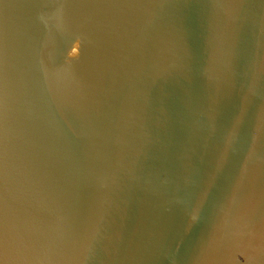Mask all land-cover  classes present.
<instances>
[{"label":"water","instance_id":"water-1","mask_svg":"<svg viewBox=\"0 0 264 264\" xmlns=\"http://www.w3.org/2000/svg\"><path fill=\"white\" fill-rule=\"evenodd\" d=\"M71 2L0 4L10 236L0 264H264V133L248 160L259 73L235 128L264 61V6L252 0L230 55L227 37L212 39L213 0Z\"/></svg>","mask_w":264,"mask_h":264},{"label":"snow or ice","instance_id":"snow-or-ice-1","mask_svg":"<svg viewBox=\"0 0 264 264\" xmlns=\"http://www.w3.org/2000/svg\"><path fill=\"white\" fill-rule=\"evenodd\" d=\"M4 0H0L3 4ZM73 7H116L122 6V0H72ZM261 6H264V0H259ZM163 6V5H161ZM212 8L218 12V20L212 22V39H219L227 37L231 42L230 55H235V42L239 34L241 25L251 19L247 15V10L253 7L252 0H213ZM6 23L0 19V33L4 31ZM260 32L264 36V18L260 21ZM257 73L260 74V79H264V61H261L251 75L250 83L247 88V93L244 95L245 106L240 116L235 122V128H238L243 120L244 112L249 98L256 93L258 78ZM6 86L2 72H0V255H7L10 253V236L8 227V197H7V147H6ZM264 133V109L261 112V120L258 125L257 135L253 137L252 146L248 152V160H251L256 150V141L260 135ZM234 137H229L225 140L223 148L219 152L217 159L216 171L211 172L203 181L202 190L198 199L191 208V219L198 218L200 213V206L202 201L207 197V190L209 186L215 181L216 173L220 171L227 162L229 150L233 144ZM247 171V162L245 164V172ZM243 176V174H242ZM184 179L191 181V176H185ZM241 180L237 181L239 188ZM94 238V236L92 237ZM91 239V238H90ZM89 239V243H90ZM18 250H22L27 245L21 237H17L15 242Z\"/></svg>","mask_w":264,"mask_h":264}]
</instances>
